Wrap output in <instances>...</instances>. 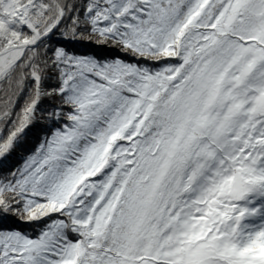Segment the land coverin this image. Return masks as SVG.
<instances>
[{
  "label": "snow or ice",
  "instance_id": "1",
  "mask_svg": "<svg viewBox=\"0 0 264 264\" xmlns=\"http://www.w3.org/2000/svg\"><path fill=\"white\" fill-rule=\"evenodd\" d=\"M258 187L264 0H0V264H264Z\"/></svg>",
  "mask_w": 264,
  "mask_h": 264
},
{
  "label": "rangeland",
  "instance_id": "2",
  "mask_svg": "<svg viewBox=\"0 0 264 264\" xmlns=\"http://www.w3.org/2000/svg\"><path fill=\"white\" fill-rule=\"evenodd\" d=\"M235 203L237 204L238 209L243 208L244 205H248L249 209L246 212H249V214L254 212V216L252 217L256 219H254L253 221H249V219H247V216L243 215L239 224V228L243 233L247 234L258 230H264V187H258L254 189L252 192L246 194L245 197L240 201H237ZM254 204H259L261 206V210H258L256 212L254 209H251L256 206Z\"/></svg>",
  "mask_w": 264,
  "mask_h": 264
},
{
  "label": "trees",
  "instance_id": "3",
  "mask_svg": "<svg viewBox=\"0 0 264 264\" xmlns=\"http://www.w3.org/2000/svg\"><path fill=\"white\" fill-rule=\"evenodd\" d=\"M75 49L77 51V54L94 55L100 59H105V58L111 59V58H114L117 56H121V57L123 56V54L120 53L119 49H117L113 46H110V45L98 46L96 44L95 45H93V44L92 45L91 44H80V45H76ZM41 134H42L41 129L39 126H37L36 128H33L32 133L30 135L33 139H35L36 137H38ZM17 162H19L18 158H16L13 161V163H17ZM248 207H249L248 205H244L243 208L249 209ZM258 208H256V210L254 208H251V209H254L257 212ZM253 213L254 212H252L251 215H253ZM248 219H251L253 221L255 218L250 216ZM9 223H11V221ZM17 226L24 227L26 229L28 228V226L24 225V224H19Z\"/></svg>",
  "mask_w": 264,
  "mask_h": 264
},
{
  "label": "clouds",
  "instance_id": "4",
  "mask_svg": "<svg viewBox=\"0 0 264 264\" xmlns=\"http://www.w3.org/2000/svg\"><path fill=\"white\" fill-rule=\"evenodd\" d=\"M226 243L229 242V241H225Z\"/></svg>",
  "mask_w": 264,
  "mask_h": 264
}]
</instances>
